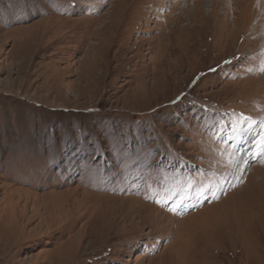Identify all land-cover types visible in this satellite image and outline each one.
I'll use <instances>...</instances> for the list:
<instances>
[{
	"label": "rangeland",
	"instance_id": "1",
	"mask_svg": "<svg viewBox=\"0 0 264 264\" xmlns=\"http://www.w3.org/2000/svg\"><path fill=\"white\" fill-rule=\"evenodd\" d=\"M263 13L0 0V264H264Z\"/></svg>",
	"mask_w": 264,
	"mask_h": 264
},
{
	"label": "snow or ice",
	"instance_id": "2",
	"mask_svg": "<svg viewBox=\"0 0 264 264\" xmlns=\"http://www.w3.org/2000/svg\"><path fill=\"white\" fill-rule=\"evenodd\" d=\"M239 123L241 125L251 124L252 121L250 118L242 116L240 118ZM259 128H260L259 132H257L255 135L252 136L250 151L252 153L253 158L257 159L260 162H264V121L260 122ZM234 131H236L238 135L242 133L241 128L234 129ZM248 131L251 132L253 131V129L248 128ZM155 202L158 204L161 203L160 200H156ZM169 211H172L173 213H175L176 209L169 208Z\"/></svg>",
	"mask_w": 264,
	"mask_h": 264
},
{
	"label": "bare ground",
	"instance_id": "3",
	"mask_svg": "<svg viewBox=\"0 0 264 264\" xmlns=\"http://www.w3.org/2000/svg\"><path fill=\"white\" fill-rule=\"evenodd\" d=\"M264 14V13H263ZM261 20V19H260ZM140 203V202H139ZM141 204V203H140ZM146 207H149L150 209H155L154 207H152V206H150V205H148V206H146Z\"/></svg>",
	"mask_w": 264,
	"mask_h": 264
}]
</instances>
